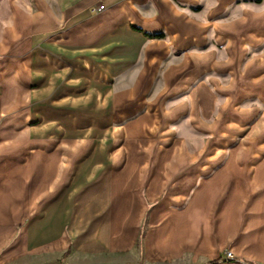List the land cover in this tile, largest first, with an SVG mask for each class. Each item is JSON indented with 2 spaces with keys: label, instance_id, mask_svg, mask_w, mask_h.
Returning <instances> with one entry per match:
<instances>
[{
  "label": "crops",
  "instance_id": "0c3cea01",
  "mask_svg": "<svg viewBox=\"0 0 264 264\" xmlns=\"http://www.w3.org/2000/svg\"><path fill=\"white\" fill-rule=\"evenodd\" d=\"M257 2L0 0V264H264Z\"/></svg>",
  "mask_w": 264,
  "mask_h": 264
},
{
  "label": "rangeland",
  "instance_id": "374dc122",
  "mask_svg": "<svg viewBox=\"0 0 264 264\" xmlns=\"http://www.w3.org/2000/svg\"><path fill=\"white\" fill-rule=\"evenodd\" d=\"M258 3V2H257ZM264 3H261V2H259L256 6H257V9H262V8H264V5H263ZM224 19H228V17H225ZM257 103V111H258V113H257V122H258V124H260V122H262V121H264V117L263 118H260V114H261V112L262 111H264V103L262 102V103H259V102H256ZM242 105L244 106L245 104H243L242 103ZM242 106V107H243ZM117 123L118 124H120V122L119 121H117ZM244 132V130H242V132H241V134H240V136L241 137H243V136H245L246 134L245 133H243ZM246 136H249V135H246ZM233 137V138H232ZM231 137V139L230 140H233V142H239V141H242L243 139H241V137H240V139L239 138H237V133L236 134H234L233 136ZM229 138V137H228ZM252 140V139H251ZM244 141H249V139H248V137L244 140ZM252 141H255V142H259V141H264V139H263V136L261 135V137L258 135L257 137H256V139H253ZM227 252H231V251H226L225 252V257L227 258ZM232 253V252H231ZM232 255H233V253H232ZM233 257H234V255H233ZM228 259V258H227ZM228 260H230V259H228ZM232 261L233 260H235V257L233 258V259H231ZM65 264H68V263H65Z\"/></svg>",
  "mask_w": 264,
  "mask_h": 264
},
{
  "label": "built area",
  "instance_id": "2783aa9c",
  "mask_svg": "<svg viewBox=\"0 0 264 264\" xmlns=\"http://www.w3.org/2000/svg\"><path fill=\"white\" fill-rule=\"evenodd\" d=\"M104 7V5H100L99 9L102 10ZM227 258L230 260L234 258L231 252H227Z\"/></svg>",
  "mask_w": 264,
  "mask_h": 264
},
{
  "label": "trees",
  "instance_id": "16d2710c",
  "mask_svg": "<svg viewBox=\"0 0 264 264\" xmlns=\"http://www.w3.org/2000/svg\"><path fill=\"white\" fill-rule=\"evenodd\" d=\"M215 262H212L211 264H214Z\"/></svg>",
  "mask_w": 264,
  "mask_h": 264
}]
</instances>
